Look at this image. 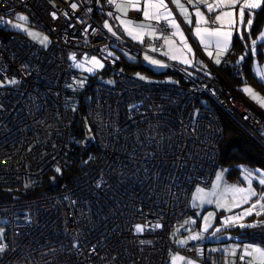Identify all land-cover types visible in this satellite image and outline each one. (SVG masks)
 I'll list each match as a JSON object with an SVG mask.
<instances>
[{
    "label": "built area",
    "instance_id": "obj_1",
    "mask_svg": "<svg viewBox=\"0 0 264 264\" xmlns=\"http://www.w3.org/2000/svg\"><path fill=\"white\" fill-rule=\"evenodd\" d=\"M72 2L78 4L75 12ZM113 9L106 0H55V7L49 0H0L4 21L25 13L50 40L44 49L14 33L11 23H0V81H17L0 88V213H6L7 245L0 264H168L170 251L197 264H240L243 248L233 258L229 250L212 251L206 234L193 232L198 223L190 201L196 187L210 186L219 167L218 111L241 119L263 140L264 113L215 68L209 79L181 74L178 84L129 76L126 67L136 66L148 45L159 48L162 42L113 37L103 28L105 20H114L107 15ZM105 46L118 59H105ZM71 54L78 62L97 57L107 70L103 77L112 80L90 87L85 120L95 154L52 192L9 196L41 187L57 168L61 174L73 163L71 105L83 73ZM157 221L163 227L153 231ZM137 224L149 227L136 234ZM188 231L187 243L176 247L174 233ZM244 236L264 247V224ZM92 245L96 254L90 256Z\"/></svg>",
    "mask_w": 264,
    "mask_h": 264
},
{
    "label": "snow or ice",
    "instance_id": "obj_2",
    "mask_svg": "<svg viewBox=\"0 0 264 264\" xmlns=\"http://www.w3.org/2000/svg\"><path fill=\"white\" fill-rule=\"evenodd\" d=\"M97 3L100 0H96ZM107 4L115 9V12L109 11L107 15L112 18L120 21V28L123 33L134 40H138L140 43H144V35H150L154 39H161L163 45L161 47L155 46V44L148 45V48L152 52L160 51L161 54L168 55L170 51V46L175 43V41L170 40L168 35H165L167 28H171V36H179V47L178 50L183 55L185 50L191 56L195 57L193 49L187 42V37L184 35V32L181 29L180 23L177 22L172 8L169 7V2L175 6L176 11L180 16L183 17V22L188 24L193 28V35L199 39L200 44L204 46L207 51L208 56L211 58L213 52L211 49H215L217 64L220 63L219 55L221 51L227 50L234 31L239 33L240 38L243 39V32L247 31L251 35V29L254 23L255 15L257 10L264 8V0H187V5L182 2V0H143V7H141V0H106ZM49 3L55 7V0H49ZM201 5L203 6L204 11L201 10ZM189 6L191 11H189ZM70 8L73 12L78 9V4L72 2ZM135 10L137 12H142L143 21L140 24L135 23L134 21L127 19L128 10ZM88 12H91V8L87 9ZM247 11V20H245V14ZM116 13H120L117 15ZM207 13V14H206ZM215 15H212V14ZM66 18L68 17V12L62 13ZM50 15L53 19H57V13L51 12ZM193 17H195V22L193 23ZM17 19L21 22H27L28 17L24 15L17 16ZM83 23V21H80ZM0 23H11V21H4L0 17ZM161 23L164 24V28H161ZM12 27L25 31L29 36L34 39H39V42L47 47L48 37L40 36L39 33L31 32L26 27H23L21 23L13 24ZM104 29H106L113 37L120 39V36L117 34V31L114 30L113 26L109 23L108 20H105L103 23ZM243 29V31H242ZM87 32V29H85ZM259 40L264 42V30L261 31ZM251 53L252 55L257 54V40H252ZM261 47H264V43H261ZM102 52L106 54L105 59L108 57H113V59H118L114 56L112 51H109L108 47L105 46L101 49ZM127 55V53H125ZM170 59H177L175 55L169 56ZM75 63L77 68H83L85 63L91 65L90 68L86 69L91 72L95 68H103L104 64L100 59L95 56L91 58H85L83 62H78L75 54H71L69 57ZM145 59L149 60L150 63L164 67L166 65L162 64L161 61L151 58L148 55H145ZM243 59V57H241ZM182 62L191 65V60L184 59ZM143 78V77H141ZM259 82L261 86H264V74L259 76ZM15 79L8 80L6 83L0 82V88L6 86V84H16ZM109 83H112L109 81ZM80 87L84 86L83 81L78 82ZM242 91L248 95L254 102L258 104L259 107L264 108V97L258 95L250 86H245ZM134 107V106H133ZM2 108V106H0ZM247 118V117H246ZM3 163V161H0ZM57 172L60 171L59 168L56 169ZM244 172V181L246 182V187L239 186H227L223 187L222 192H217L216 189L221 188L223 184V170L221 173L217 174L216 184L213 185V191L205 192L202 188H197V194L193 197L194 201H198L199 205L205 203L211 204L216 203L218 208H224L225 211H232L234 208H242V211L236 213L232 216H229L224 221V224L235 223L247 216L256 215L257 217L264 215V171L256 169L254 171H249L247 169L243 170ZM254 182L259 186V191L254 187ZM97 187H100V184L97 183ZM215 197V201L212 199ZM255 198V199H254ZM229 199L231 204L228 203ZM75 203V202H73ZM249 205L247 208H243V205ZM196 206V205H194ZM212 216L209 213V216L204 217L205 225L204 230L207 231L210 226L208 223L209 217ZM186 223H188L186 221ZM195 223V221H192ZM240 227H245L244 224H239ZM249 227H255L257 225H248ZM149 227L148 224L144 225H134V231L136 234H143L144 231ZM163 225L158 221L151 225V229L154 231L156 229L162 228ZM217 229L216 231H219ZM199 236H191L190 239H198ZM3 241V229L0 228V254H3L7 250V245L2 243ZM140 244H151V241L141 240ZM177 243L181 246H184L186 240H178ZM72 247L79 250L80 244L79 241L74 240ZM212 251H217L212 249ZM96 254V245H92L89 249L88 255ZM202 253L198 252V255ZM231 256L235 257L237 252L236 249H231ZM101 259H104L101 257ZM113 260L116 259L115 256L112 257ZM171 264H197L196 261L188 259L179 254L171 255L170 257ZM240 264H264V247H259L255 245H245L241 250L239 255ZM226 264H235V261H226Z\"/></svg>",
    "mask_w": 264,
    "mask_h": 264
},
{
    "label": "trees",
    "instance_id": "obj_3",
    "mask_svg": "<svg viewBox=\"0 0 264 264\" xmlns=\"http://www.w3.org/2000/svg\"><path fill=\"white\" fill-rule=\"evenodd\" d=\"M263 24L264 8L257 10L251 29V35H249L247 31L243 33L245 41L241 39L239 35H235L233 37L231 47L222 58L223 60H220L221 66L217 68V70L228 83L237 87L239 91L243 84H250L256 91H260L264 96V86H261L260 82L256 81L253 75L254 56L251 53L250 44V41L256 39ZM261 43L257 44V54L255 55L259 62L263 61L264 47L260 46ZM241 57H243V59H241ZM133 69L143 70L149 75L159 74L154 73L147 68H144V70L142 67L137 66L126 67V70L128 71ZM238 70L241 72L240 78L236 76V72ZM180 71V69H178V71L169 69L164 72V74L178 77L181 75L178 74ZM100 74L102 76H106L107 70H101ZM209 78H211V76L206 79ZM96 81L97 75L90 77L85 87H83L79 95H77L74 100V103L76 102L75 105H77V109L73 112L74 118L71 123V129L72 134L75 137V142L72 146L73 163L69 169L61 174H50L46 178L45 183L39 188L27 190L25 193L19 191L12 192L9 196L17 194L18 196L32 197L34 195L52 192L53 190H56V187L61 181L69 179L80 172L95 154L96 148L94 141L93 139L88 138V135L90 133L92 134V131L86 123L85 115L88 96L90 94V87ZM218 115L222 126V139L218 145V169L221 168L223 170L225 167H228L230 170L225 173V176L228 178L237 174V167H245L248 169L260 168L264 170V140L241 119L237 117H228L220 111H218ZM197 223H199L198 219Z\"/></svg>",
    "mask_w": 264,
    "mask_h": 264
},
{
    "label": "rangeland",
    "instance_id": "obj_4",
    "mask_svg": "<svg viewBox=\"0 0 264 264\" xmlns=\"http://www.w3.org/2000/svg\"><path fill=\"white\" fill-rule=\"evenodd\" d=\"M19 15H24V16H27L25 13H17L14 17H13V20H12V23L10 24V27L9 29H12L14 31V33L16 34H20V35H23L25 36L28 40L36 43L37 45H39L40 47L42 48H47L45 46H43L40 42H39V39H34L32 38L31 36H29L25 31L23 30H19V29H16L14 27H12L13 24H16V23H21L23 27H26L29 31L31 32H36V33H39L40 36H47L46 34L42 33L41 31H38L36 30L33 26L30 25V19L28 17V20L27 22H21L17 19V16ZM248 16H247V12L245 14V20H247ZM264 30V24L262 25L261 27V30L259 32V34L257 35L256 37V40H257V44L261 43V41L259 40V36L261 34V31ZM243 31V29H242ZM246 32V31H244ZM243 32V33H244ZM248 33V32H247ZM236 34L239 35V33L236 32ZM48 37V36H47ZM240 37V35H239ZM243 40L245 41V39L243 38ZM49 37H48V44L47 46L49 45ZM252 42V41H250ZM245 43V42H244ZM251 44V47H252V43ZM198 57L200 59H202V55L199 53V52H196ZM180 56L177 57L176 61H171V60H166V61H161L162 64L166 65L164 67H161V66H158V65H153V68L155 71L157 72H161V71H168L169 69H173V68H178V69H181L184 73L186 74L187 76H189L190 78L193 77H197V72L198 73H202V69L201 68H209V67H204V64H201L200 61H199V58L197 60V63H195L194 61L191 60V57H189L187 54H179ZM254 56V55H253ZM224 57V53H220V56L219 58H223ZM144 58V57H142ZM184 59H189L191 60V65L189 64H186L184 62H182ZM256 57L254 56V64H253V70H254V73H255V76L256 78L258 79L259 81V76L261 74H264V61L261 62V64H259L256 60ZM158 60V59H156ZM139 62V61H138ZM141 64H138V66H140ZM137 66V65H136ZM137 66V67H138ZM91 65L89 64H86L84 65L83 68H77L75 66V68L83 73V77L80 79V81H83L84 83V86L87 84L88 80L90 77H93L95 75H97V80H100V81H103L107 84H112V83H109V81L112 82V80H110L109 76L107 77H103L101 74H100V71L104 68H95L93 71L89 72L87 71L86 69L90 68ZM127 73L129 74V76H131L132 78L136 79V80H140V81H143V82H146V83H150V84H178L180 82V77H173L172 75H165L163 77H156V76H153V75H148L146 73H144L143 71L139 70V69H133V70H127ZM143 77V78H141ZM1 82V81H0ZM6 83V82H5ZM6 85H9V84H6ZM245 86H250V84H243L241 87H240V92L241 94L246 98L248 99L249 101L253 102L254 104H256L258 106V104L256 102H254L248 95H246L242 89L245 87ZM83 87H80L78 86V89H83ZM255 92V88L250 86ZM258 95H260L261 97L262 94L260 91H257L256 92ZM260 93V94H259ZM76 102L71 105V108L72 110L75 112L76 109H77V105H75ZM259 107V106H258ZM261 111L264 113V108H261ZM88 138L90 139H93V136L92 134L90 133L88 135ZM238 168V172L237 174H235V176L231 177V178H228L225 176V172L223 171V184L221 185V188L219 189H216L217 192H222L223 191V187L225 185L227 186H232V185H235V186H239V187H246V182L244 181V172L243 170L244 169H247L249 171H254L256 169H260V168H253V169H248V168H245V167H237ZM262 170V169H260ZM264 171V170H262ZM222 172V169L219 168L217 171H216V174L211 182V185L209 187H196L191 195V207L194 211V214L196 216V218L199 220V223H198V227L193 230V232L195 233H202V234H206L207 238H206V242L208 244H210V247L212 249H216V250H225L226 252L231 249H236V252L237 250H239V247L244 248L245 245H255V246H258L257 244H253L251 243L250 241H248L247 239V236L245 237L244 234L245 232L248 230V229H251L253 227H249L248 225H263L264 224V215H261L259 217H257L256 215H251V216H247L245 218H243L242 220L238 221V222H235V223H228L227 225L224 224V221L226 220L227 217L229 216H232L236 213H239L242 211V208H234L232 211H225L224 208H218L216 203L213 202L211 204H208V203H205L203 205H199V202L198 201H194L193 200V197L197 194V188H202L204 189L205 192H210V191H213V185L216 184V177H217V174L221 173ZM56 174H60V171L57 172L56 171ZM254 187L257 188V190L259 191V186L254 182ZM212 199L215 201V197H212ZM255 199V198H254ZM229 204H231V200L229 199L228 201ZM196 205V206H194ZM249 205H243V208H247ZM209 213L212 214V216L209 217V220H208V223H209V227L207 229V231L204 230V225H205V220H204V217L206 216H209ZM5 218H6V213H0V228L3 229V235H4V232L6 230V226H5ZM244 224L245 227H240L239 224ZM256 227V226H255ZM217 229H220L219 231H216ZM190 233H192L191 231H188L186 234L182 235V236H177V232H175L174 236H173V243L176 247H181V245H179L177 243L178 240H186L188 241V236L190 235ZM260 247V246H259ZM174 254H179V253H174L172 251L169 252V255H168V259H167V262L168 264H171V260H170V257L171 255H174ZM180 255V254H179ZM237 256V254H236ZM233 257V256H232ZM234 258V257H233Z\"/></svg>",
    "mask_w": 264,
    "mask_h": 264
},
{
    "label": "crops",
    "instance_id": "obj_5",
    "mask_svg": "<svg viewBox=\"0 0 264 264\" xmlns=\"http://www.w3.org/2000/svg\"><path fill=\"white\" fill-rule=\"evenodd\" d=\"M182 2H184L187 5V0H182ZM141 7H143V0H141ZM169 7L172 8L173 10V13H174V16L177 20L178 23H180V26H181V29L182 31L184 32V35L187 37V42L188 44L191 46V48L193 49V52L195 53V57L193 59V57L191 56V54L187 53L186 50L184 52V54H187L189 57H191V60L194 61L195 63H197V60H198V55L196 52H199L201 55H202V59L199 58V61L201 64H204V67H209V68H201L202 69V73H198L197 72V77L193 78V79H206L208 77H210L213 73V68L217 69L221 66V61L219 64H217L215 62V59L217 58L216 57V52H215V49H211V51L213 52V56L210 58L207 54V51L205 50L204 46L200 44V41L198 38H196L194 35H193V28L190 27L188 24L184 23L183 22V17L179 15V13L176 11L175 9V6L173 4H171L169 2ZM191 7L189 6V11H191ZM201 10L204 11L203 9V6L201 5ZM113 12H115V9H113ZM247 12V11H246ZM117 15H120V13H116ZM207 14V13H206ZM212 15H215L214 13ZM127 19H130L132 21H134L135 23L137 24H140L142 21H143V16H142V12H137L135 10H131L129 9L128 12H127ZM195 22V17H193V23ZM115 31H117V34L120 36V38L124 39L125 41L127 42H130V43H134V44H139L140 42H138V40H134L132 39L131 37L125 35L122 31V29L120 28V21L119 20H116L114 19L113 21H110L109 22ZM104 28V27H103ZM106 30V29H104ZM107 31V30H106ZM108 32V31H107ZM172 32V29L170 28V32L169 34H167L169 36V39L170 40H173L175 41V43H173L171 46H170V51L168 53V55H164V54H161L160 51L158 52H152L150 51L149 49L145 50L140 59H139V62L137 63V66L138 64H141L140 66L138 67H142V69L144 68H147L149 70H151L152 72L154 73H159L158 75H153V76H156V77H163L165 76L164 74V71H161V72H157L154 70L153 68V65L152 63L149 62V60H146L145 59V55H148L149 57L151 58H155V59H158V60H161V61H168V60H171V61H176V59H170L169 56L171 55H175L176 57H179L181 54V52L178 50V47H179V36H176V37H172L170 34ZM109 33V32H108ZM111 34V33H110ZM235 35H238L236 34V32L234 31L233 33V36H232V39H231V43L228 47L227 50H224V51H221V53H224V56L226 55V53L228 52V50L230 49L231 47V44H232V41H233V37ZM146 38H149V39H154L152 38L150 35H144V39ZM161 40V39H160ZM162 42V45H163V41L161 40ZM220 56V55H219ZM144 57V58H142ZM220 59V58H219ZM259 64H261V62L258 61V58L256 57L255 59ZM263 61H264V51H263ZM253 64H254V61H253ZM155 66V65H154ZM140 70V69H139ZM145 70V69H144ZM172 70L174 71H178V68H173ZM181 70V69H180ZM143 71V70H141ZM182 71V70H181ZM179 72L178 74H184L182 72ZM144 72V71H143ZM254 72V70H253ZM146 73V72H144ZM147 74V73H146ZM161 74H164V75H161ZM149 75V74H148ZM254 75V78L256 79V81H258V79L256 78L255 76V73H253ZM173 77H176V76H173ZM179 77V76H178ZM251 86V85H250ZM257 92V91H256ZM260 94V93H259ZM263 96V95H262ZM264 97V96H263ZM248 100V99H247ZM249 101V100H248ZM251 102V101H250ZM252 104H254L253 102H251ZM260 111L261 109L256 105L254 104Z\"/></svg>",
    "mask_w": 264,
    "mask_h": 264
}]
</instances>
